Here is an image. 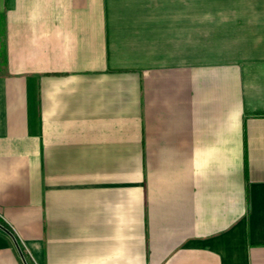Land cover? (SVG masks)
Returning a JSON list of instances; mask_svg holds the SVG:
<instances>
[{
    "label": "crops",
    "instance_id": "0c3cea01",
    "mask_svg": "<svg viewBox=\"0 0 264 264\" xmlns=\"http://www.w3.org/2000/svg\"><path fill=\"white\" fill-rule=\"evenodd\" d=\"M162 8L0 0V264H264V0Z\"/></svg>",
    "mask_w": 264,
    "mask_h": 264
},
{
    "label": "trees",
    "instance_id": "16d2710c",
    "mask_svg": "<svg viewBox=\"0 0 264 264\" xmlns=\"http://www.w3.org/2000/svg\"><path fill=\"white\" fill-rule=\"evenodd\" d=\"M3 28H4V18L0 15V58L3 57V48H2V37H3ZM31 264V263H29Z\"/></svg>",
    "mask_w": 264,
    "mask_h": 264
},
{
    "label": "rangeland",
    "instance_id": "374dc122",
    "mask_svg": "<svg viewBox=\"0 0 264 264\" xmlns=\"http://www.w3.org/2000/svg\"><path fill=\"white\" fill-rule=\"evenodd\" d=\"M156 1L160 2V4H162L163 8L159 12V14L161 15V18H164V16H167V14H168V12H167L168 0H156Z\"/></svg>",
    "mask_w": 264,
    "mask_h": 264
},
{
    "label": "water",
    "instance_id": "95a60500",
    "mask_svg": "<svg viewBox=\"0 0 264 264\" xmlns=\"http://www.w3.org/2000/svg\"><path fill=\"white\" fill-rule=\"evenodd\" d=\"M0 228L3 230V231H5L6 233H8L11 237H12V239H13V241H14V243L16 244V246L18 247V249H19V246H18V244H17V241H16V239H15V237H14V235L6 228V227H4L3 225H1L0 224ZM20 250V249H19ZM24 260V259H23ZM24 264H27V262L24 260Z\"/></svg>",
    "mask_w": 264,
    "mask_h": 264
}]
</instances>
